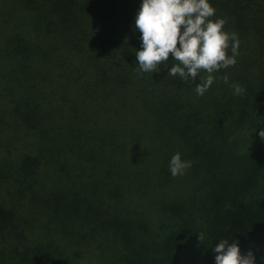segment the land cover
Listing matches in <instances>:
<instances>
[{"label": "trees", "instance_id": "16d2710c", "mask_svg": "<svg viewBox=\"0 0 264 264\" xmlns=\"http://www.w3.org/2000/svg\"><path fill=\"white\" fill-rule=\"evenodd\" d=\"M210 2L238 55L197 95L199 77L167 75L171 53L158 72L139 71L140 0L0 1V120L29 148L12 178L37 190L36 205L56 191L93 213L86 240L120 264H180L198 230L211 250L230 239L264 264V145L243 147L264 128V0ZM177 151L192 164L173 177ZM18 221L0 199V235Z\"/></svg>", "mask_w": 264, "mask_h": 264}, {"label": "rangeland", "instance_id": "374dc122", "mask_svg": "<svg viewBox=\"0 0 264 264\" xmlns=\"http://www.w3.org/2000/svg\"><path fill=\"white\" fill-rule=\"evenodd\" d=\"M8 6L12 7L10 2ZM1 8L2 4L0 20L8 11ZM7 102V96L0 100V111ZM262 115L264 117V113ZM5 120L16 122L11 114ZM11 124L7 129V123L0 120V199L16 209L19 221L15 228L0 235V264H46L48 260H59L63 264H120L116 257L104 256L92 242L86 240L90 238L85 236L86 233L91 231L95 223L93 213L70 210L72 201L59 199L60 195L56 191L43 192L45 199L40 205H36L37 200L34 199L37 190L26 189L12 178L15 156L29 148L17 132V124ZM259 145H264L259 134L246 131L243 147L255 148ZM101 246L105 251L106 246ZM178 258L180 264H205L214 261L204 230H198L194 234L189 247L183 248L178 253Z\"/></svg>", "mask_w": 264, "mask_h": 264}, {"label": "clouds", "instance_id": "9594fccd", "mask_svg": "<svg viewBox=\"0 0 264 264\" xmlns=\"http://www.w3.org/2000/svg\"><path fill=\"white\" fill-rule=\"evenodd\" d=\"M215 11L210 0H140L134 17L135 29L140 33V47L135 49L139 71L158 72L160 66L167 65L171 53L176 63H171L167 75L193 81L199 77L194 91L203 95L214 82L213 73L234 65L238 55V34L225 30L224 18L211 19ZM202 71L207 75H200ZM223 79L229 83L227 75ZM230 87L233 95L245 92L238 82ZM258 134L264 140V129ZM191 164L177 151L169 160L170 174L183 175ZM212 251L215 264H256L251 250L242 254L238 242L230 239L218 240Z\"/></svg>", "mask_w": 264, "mask_h": 264}]
</instances>
